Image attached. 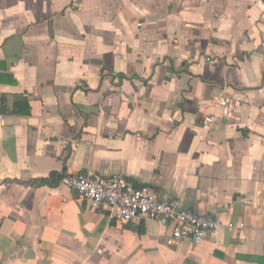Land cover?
Segmentation results:
<instances>
[{
  "label": "crops",
  "instance_id": "crops-1",
  "mask_svg": "<svg viewBox=\"0 0 264 264\" xmlns=\"http://www.w3.org/2000/svg\"><path fill=\"white\" fill-rule=\"evenodd\" d=\"M80 171L221 225L118 221ZM0 264H264V0H0Z\"/></svg>",
  "mask_w": 264,
  "mask_h": 264
},
{
  "label": "built area",
  "instance_id": "built-area-1",
  "mask_svg": "<svg viewBox=\"0 0 264 264\" xmlns=\"http://www.w3.org/2000/svg\"><path fill=\"white\" fill-rule=\"evenodd\" d=\"M215 121V116L208 115L202 125L209 127ZM60 183L71 189L76 198L87 200L92 208L107 210L118 221L156 220L163 225L172 224L173 242L188 238L197 245L207 236H215L221 225L219 217L185 208L180 199H164L150 187L134 186L120 175L80 171L63 176Z\"/></svg>",
  "mask_w": 264,
  "mask_h": 264
},
{
  "label": "trees",
  "instance_id": "trees-1",
  "mask_svg": "<svg viewBox=\"0 0 264 264\" xmlns=\"http://www.w3.org/2000/svg\"><path fill=\"white\" fill-rule=\"evenodd\" d=\"M16 109L14 110V112L16 113H28V103L27 101L23 98V97H18L16 99ZM23 107L25 110H23Z\"/></svg>",
  "mask_w": 264,
  "mask_h": 264
}]
</instances>
